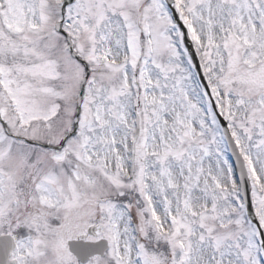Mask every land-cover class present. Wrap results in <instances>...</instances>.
<instances>
[{
	"label": "snow or ice",
	"instance_id": "6c2138e0",
	"mask_svg": "<svg viewBox=\"0 0 264 264\" xmlns=\"http://www.w3.org/2000/svg\"><path fill=\"white\" fill-rule=\"evenodd\" d=\"M0 264H264V0H0Z\"/></svg>",
	"mask_w": 264,
	"mask_h": 264
}]
</instances>
